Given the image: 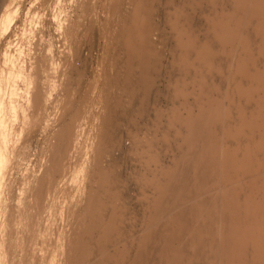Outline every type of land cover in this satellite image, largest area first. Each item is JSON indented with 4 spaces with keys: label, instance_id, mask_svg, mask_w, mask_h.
<instances>
[{
    "label": "bare ground",
    "instance_id": "1",
    "mask_svg": "<svg viewBox=\"0 0 264 264\" xmlns=\"http://www.w3.org/2000/svg\"><path fill=\"white\" fill-rule=\"evenodd\" d=\"M211 1L214 3L218 2V0ZM230 1L234 10L231 8L232 11L227 12L220 9L221 12L217 11V14H214L211 18L209 16V24L207 23L209 25L208 32L213 36L212 41L213 39H219V46L213 45L211 39L210 43H207L209 41L205 39L207 40L204 41L206 43L199 46L197 37L186 35L190 38L186 39L187 37L185 36L182 40L187 41L178 43H181V56H183L182 59L184 60L182 63L185 62L183 65L187 64L189 66L192 64L190 59L192 53L197 54L194 55L197 56V63L211 64L213 58L218 56L223 50H226L228 44L234 47L238 41H242L244 45L248 43L252 39L254 31L256 32L255 35L257 34L256 38L253 37L256 46L261 50L264 49V0ZM16 2L17 0H0V16H2L3 11L7 7H12L13 5L16 7ZM83 4L84 2H79V8L84 7ZM152 6L146 1L144 2L146 11L141 12V15H138L137 12V14L126 15L124 13V17L118 16L123 20H120V22H123V27L120 23L121 25L119 26L121 27H119L120 33H117L118 37L122 40L121 42H123L128 55H130L129 57H134L132 59L137 58L138 62L141 63V65L137 63L141 67L136 81H131L136 64L134 60L130 62L129 69L126 71L125 82L129 83L131 88L142 85L143 88L148 90L149 86H151L150 74H148L150 67L148 68V66L151 61L150 57L153 54L156 55L157 52L152 38L153 29L156 26ZM239 6L242 8L240 9L242 10L241 13L238 12ZM6 13H8L7 10ZM173 13L174 9L170 14L175 17H173L175 21L172 18V24H174L180 36L179 32L182 33L185 24L182 26L181 23L183 22L180 20L186 12L179 7ZM186 18L188 19V15ZM5 20V22L8 21L6 18ZM82 20L83 17L78 16L74 22L67 23L65 30L66 33L70 34L67 35L69 36L68 40L78 33ZM186 21L188 23V20ZM72 28L77 29V32L75 31L76 33H72L73 35L71 36L70 32L74 31ZM184 30L188 34L189 30ZM66 33L64 31L63 34L65 35ZM185 33H183V36ZM238 34L240 35L237 36ZM178 41L180 40L178 39ZM242 52L243 58L236 67H239L243 80L236 83L235 91L239 95L244 96L246 95V90H248L247 95L250 98L252 97L250 95L252 90L255 91L254 89L260 88L264 91V65L262 68L260 66L257 69L251 68L250 65L254 63V50L244 48ZM262 54L263 58L261 61L264 63V53ZM232 55L235 57L234 59L237 58L236 50L232 52ZM49 57L45 56L43 58L44 62H41V64L35 63L33 65L31 63L34 74L30 72L29 75L38 76L40 73L45 72L51 76L55 72L58 73L60 69L58 70L55 67V57L53 58L54 61L51 59L52 57ZM60 65L62 66L63 64L61 63ZM194 66L193 69L197 67ZM189 69L191 70V68ZM199 73L201 75L203 70L199 69ZM53 78L52 76L51 79L53 80ZM114 83L112 81L111 85L114 86ZM202 86L203 93H207L208 87H206V84H202ZM182 89V91H185L184 88ZM48 90L50 89L40 86L37 90V96L33 95L36 98H41L40 100L43 102L46 99V97L44 99L43 97L48 94ZM257 90L259 91V89ZM7 92L11 98L16 95L14 88L10 87ZM39 99L38 101L40 102ZM116 99L114 97V103L107 104L108 108L106 107L107 111L103 120L100 117L102 123L99 122L100 126L97 125L99 131L96 130L103 138L99 139L97 146L95 145V142L98 141L96 140L97 138H95V142L93 141L95 149L93 146L91 149L95 150V160H93L95 163L93 162L92 172L87 176L90 179L89 184H85L86 175L82 176V180L73 179L74 183L78 184V191L75 196H63L60 192L56 193L55 196L50 197L51 199L47 201L48 205L46 204V207L42 206L37 216L31 215V219L24 216L21 213L22 210L13 208L14 204L10 205L6 201L8 200V194L6 200L2 198L4 192L1 190L4 189V177L9 174L8 172L12 171V169L20 170L21 165H23L24 157L26 158L24 152H27L28 141L25 142L26 138H22V135L34 131L33 120L36 118L34 119L35 115L33 117L28 109L29 111L25 112V115L22 114L21 118L29 124V127L21 132L14 129L7 133L5 130L6 126L0 116V264H264V116L253 115L249 116V119L244 118L247 115L248 108L245 105L246 103L241 102V99L239 101L233 100V104L238 107L239 115L244 119L243 126L233 122L234 113L232 109L234 108L231 109L232 105L229 104L230 106H227L225 103L216 102L215 100L210 101L211 110L204 109L198 114H189L187 117L181 118L188 133L183 138L184 142L181 140L183 144L181 143L182 145L180 144L181 146L179 147H181L182 151L175 159V168L172 167L162 173L154 170L156 173L154 172V175L152 173L153 176L151 178H145L144 183L151 188L152 197L149 196L151 201L150 205H147L148 214L147 210L144 209L147 214L145 227L141 230L139 241L132 252V246L126 243L129 238L127 235L129 227L126 222L127 217L124 214L126 213L124 212L125 209L121 208L123 202H120V204L116 202L121 195L116 189H112V182L117 180L118 177L114 168L116 163L111 162L114 166L102 165V158L105 157V153L107 154V151H105L107 148L106 143L113 142L116 146L119 145L116 136L113 137L110 134L108 128L111 127L107 124L111 110L114 111L117 105L122 104ZM36 100L34 101L36 102ZM28 101L26 100L24 103ZM39 102H37L38 105ZM42 102L41 104H43ZM27 105L29 107L31 104ZM27 105L25 106L27 107ZM39 108L35 107L34 110H38L35 111L38 112L35 114H40L44 110L43 108L40 111ZM34 110L32 109L33 114ZM109 110L110 112H108ZM177 117H181V115ZM37 123L38 121L36 120L35 125ZM219 128H221L220 132L218 131ZM82 134L79 126L74 125L70 121L65 122L60 127L54 140L52 139L54 143L52 148L54 149H51V153L52 151L53 153L50 154L52 155L51 166L54 174L51 175V178L53 179V185H56L57 188L59 186L57 185L59 183L57 182L58 177L60 178L63 174L71 172L70 170L75 171L74 169H78V167H72L73 169H71V164H68L66 159L72 158V161L74 160V155L80 150L79 143L81 142ZM223 135L226 140L228 137L233 141L227 143L224 139V142ZM107 144L110 145L109 143ZM85 145L88 146L89 143ZM147 148L150 150L149 147L144 148L145 155H147V150H145ZM90 151L88 153L91 155ZM79 152L82 151L80 150ZM83 153L85 154L84 151ZM83 153L81 154L83 155ZM12 155L14 160L7 169V160ZM145 155L143 158H145ZM155 155L157 154L155 153ZM91 157L90 163L93 159ZM151 158L158 161V155ZM82 160L87 161V157L85 159L82 158ZM86 161L85 164H87ZM77 175L75 177L79 178L80 176L78 175L77 177ZM94 180H96L97 185L93 184ZM46 181L47 177L38 179L36 196L39 200L47 198L49 187H46ZM10 182L13 181L11 180ZM106 183H109L110 186H105ZM90 187H92L91 190ZM100 187H104L105 194ZM3 197H5V194ZM3 200L5 201L3 202ZM31 221L36 222L35 226H33L34 223H31ZM123 241L125 243L121 245ZM111 244H113L114 250L111 249Z\"/></svg>",
    "mask_w": 264,
    "mask_h": 264
},
{
    "label": "rangeland",
    "instance_id": "2",
    "mask_svg": "<svg viewBox=\"0 0 264 264\" xmlns=\"http://www.w3.org/2000/svg\"><path fill=\"white\" fill-rule=\"evenodd\" d=\"M81 1L84 2V7L82 6L79 8L78 4ZM81 1L17 0L16 7L15 5L7 7L3 11L2 16H0V116L6 126L5 130L7 133H10L14 129L15 131L21 132L23 129L26 130L29 127V124L22 120L21 117L26 114L25 112L30 110L31 112L29 113H32L33 117L35 115L34 119H36L33 120V124L35 129H37L36 131L34 129L32 132L22 135V138H26L25 142L28 141L26 146L27 152H24L26 158L23 156L25 160L23 162L22 159L23 165H21L20 170L12 169V171L10 170L8 172L9 174L7 173L9 176L6 175V177H4L5 191L4 189L1 190L4 192L2 198L6 200L8 194V200L6 201L10 205L14 204L13 208L22 210L21 213L31 219L32 216L38 215L42 206L46 207V204L48 205L47 201L51 199L50 197L55 196L56 193L60 192L63 196H75L78 191V184L74 183L73 179L82 180V176L86 175L85 184H89L90 179H88L87 176L92 172L95 163V161H93L95 160V147L93 146V141L95 142V138H97L96 140L98 141L95 142L97 146L99 139L103 138L100 133L97 132V130L99 131L97 125L101 122L100 117H102L103 120L108 105L114 103L113 100L114 97H116V100L122 104L117 105L114 111H108L110 112V117L107 120V124L111 127L108 128L110 134H112L113 137L116 136L119 145L117 144L118 146H116L113 142H107L110 145L106 143L107 148L105 151H107V154L105 153V157L102 158V165L114 166L112 163H116V167L114 166V168L117 171L118 177L117 180L112 182V189H116L119 195H121L116 202L117 204L123 202L121 208L125 209L124 212L126 213L124 214L125 217H127L126 222L129 227L127 232L129 238L126 243L132 246L133 252L139 241L141 230L145 227L146 215L149 212V209L147 210V205H150L152 197L151 188L144 183L145 178H151L156 173L155 171L162 173L172 167L175 168V159L182 151L179 146L183 144V138H185L188 133L181 118L187 117L189 114H198L204 109H210V101L215 100L216 102H223L227 106L232 105L231 109L234 108L232 109L234 113L233 122L239 124V126H243L244 119L239 115L238 107L233 104V100L239 101L241 99V102L246 103L245 105L248 108V112L246 113L248 117L245 115L244 118L249 119V116L253 115L260 117L264 116L263 90L260 88H257L259 91L257 89H254L255 91L252 90V94L250 93L252 97L250 98L247 95L248 90H246V95L244 96L239 95L236 93L237 91H235L236 83L243 80V77L240 75L239 67H236L243 58L242 50L244 48H251L254 50V63L250 65V67L257 69L259 66L262 68L264 65L261 61L264 49L261 50L256 46L254 38L257 37V34L255 35L256 32L254 31V38L252 37L245 45L242 41H238L234 47L228 44L226 50L220 52L218 56L215 57L216 59L213 58L214 63H197L198 59L197 56H194L196 54L194 52L195 54L192 53L190 56L192 64L189 66H187V64L183 65L185 62L182 63L184 60L182 59L183 56H181L182 50L180 44L182 43L181 41L185 42L187 40L182 39H184L186 35H194L195 38L197 37V44H199V46L202 44L204 45L206 43L204 41L207 40L209 41L207 43H210L213 36L208 32V20L213 17L214 14H217V11H232L234 7L230 0H218L219 3H214L211 0ZM146 1L153 5V18L156 25L153 29L152 38L155 42L154 46L157 52L156 55L153 54L150 57L151 61L148 66V68L150 67L148 74H150V85L152 87L149 86L147 90L141 85L142 87H132V89L131 85L125 82L126 71L129 69L130 62L134 60L136 64L134 63L135 67L132 74L135 77L132 78L133 76H131V81H136L139 76L141 63L138 62L139 60L137 58H135V60L132 59L134 57H129L130 55H128L123 42H121L122 40L118 37L120 33L119 27H123V20L118 16L124 17L126 14H137V12L138 15H141V12L143 13L146 11V8H144V2ZM179 7L183 8V11L188 15V19L186 18L187 15L184 14L180 20L183 22L181 23L182 26L185 23L182 33L179 32L181 34L180 36L178 30L174 27V24H172L174 15H170L173 9L175 13V9ZM240 9L242 8L239 6V13L242 11ZM6 10L9 14L6 13ZM78 16L83 17V22H81V27L78 29L76 35L73 34L75 31L77 32V29L72 28L74 31H69L71 36L73 35L72 38H70L72 40L69 41V36H67L69 33H66L65 27L67 23H71V21L74 22ZM2 17L4 20L5 18L8 19V21L5 22L6 20L4 21ZM185 19L188 20V23H186L187 21ZM120 20L122 21L120 22ZM118 28L119 30L117 31ZM184 29L189 30L188 34L185 33L186 30ZM64 31L66 33L65 35L63 34ZM183 33H185L184 36ZM239 35L240 34L237 36ZM189 36H186V39H189ZM66 39L71 43H68ZM178 39L180 41H178ZM179 42L181 43L178 44ZM219 43V39H213L212 41V44L216 47L217 45L219 46ZM234 50H236L238 54L236 59H234L235 57L232 55ZM45 56L52 57V60L55 57V67H57L58 70L60 69L58 73L55 72L50 76L48 73L43 72L38 76L36 75L37 77L35 75H29L30 72L34 74L33 68L31 67L32 64H41V62H44L43 58H45ZM60 62L63 64L62 66ZM137 63H140V65ZM194 64L197 67H195ZM28 66L30 67L28 68ZM193 66L195 69H193ZM189 68H191V70ZM199 69L203 70L201 75ZM135 74L138 75L136 76ZM46 75L51 78L53 76V80ZM202 78L203 82L201 81ZM112 81L115 82L114 86L111 85ZM69 82L71 84L70 87V84L68 85ZM202 84H206V87H208L207 93H203V86L205 85L202 86ZM40 86L50 89L48 90V94L43 97V99L46 97L43 102L40 100L41 98L39 99L37 97L40 102L36 98L37 90ZM10 87L15 89L16 95H14V98H11L10 94L7 92ZM182 88H184L185 91H182ZM144 94L145 96H143ZM34 96L35 98H33ZM240 96L242 97L239 98ZM246 96L247 98L245 99ZM26 100L29 101L24 103ZM34 100H36V102ZM31 101L34 102L30 103ZM37 102L42 106H39ZM41 102L43 104H41ZM27 104L31 105L28 107ZM25 105H27V107ZM35 107L39 108L40 111L44 108V110H42L44 113L42 114V112H40L41 115L35 114L38 113L35 112L38 111L37 109L34 110ZM32 109L34 110V114ZM179 115H181V117H177ZM36 120L39 124L37 123L35 125ZM70 121L73 122L74 125L76 124V126H79L81 134L85 128L87 130L85 129L83 132L80 140L81 142L79 143V149L82 152H79V150L78 153L74 155L73 161L72 158L66 159L67 163L71 164V169L76 167H78V169H74L75 171L70 170L71 172L63 174L60 178L58 177L57 182L59 183L57 185L59 186L57 188L56 185H53V179L51 178V175L54 174L53 167L51 166V154L53 153V151L51 153V149H54L52 148L54 144L52 141L57 136L60 127L65 124V122L67 123ZM94 123H97L96 127ZM218 131L220 132L221 128H219ZM86 133L88 134L86 135ZM222 138L224 140L226 137L223 135ZM181 140L183 142H181ZM231 141L233 140L227 137L226 142L231 143ZM86 142L89 143L88 146L85 145L87 144ZM83 143L85 144L83 145ZM91 143L93 144L91 145ZM92 146L94 149H91ZM146 147L150 148V150L148 148L145 149L147 150V155L144 154V148ZM87 149L88 151H86ZM89 150H91V155L88 153ZM81 153H83V155ZM155 153L158 155V161L151 158L157 156ZM144 155L145 158H143ZM86 157L87 161H85L87 164L82 160V158L85 159ZM90 157L93 158L91 160L93 165L90 163ZM148 159L149 161H147ZM13 160V155L8 158L6 164L7 169L11 166ZM75 160L79 161L76 163ZM81 162L83 163L81 164ZM77 164L81 165L78 166ZM88 168L90 169L88 170ZM77 173L80 176L79 178L75 177ZM43 177H47L45 185L49 187L47 192L48 200L47 198L39 200L36 196L38 179ZM11 180L13 182H10ZM93 184L97 185L96 180L93 181ZM107 185H109V183H106L105 186ZM100 188L105 194L104 187ZM91 189L92 187H90V190ZM4 194L5 197H3ZM5 200H3V202ZM3 202H1V204H3ZM144 209L147 210V214ZM32 222L33 221H31V223ZM33 223V226H35L36 222ZM123 243H125V241H123L121 245H123ZM112 245L113 244H111V249L114 250Z\"/></svg>",
    "mask_w": 264,
    "mask_h": 264
}]
</instances>
